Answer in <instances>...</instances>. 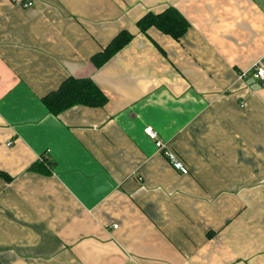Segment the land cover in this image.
<instances>
[{
	"label": "crops",
	"instance_id": "obj_1",
	"mask_svg": "<svg viewBox=\"0 0 264 264\" xmlns=\"http://www.w3.org/2000/svg\"><path fill=\"white\" fill-rule=\"evenodd\" d=\"M26 1L0 0V262L264 264V83L238 79L264 62V0ZM169 7L182 38L140 31ZM70 76L106 105L52 113Z\"/></svg>",
	"mask_w": 264,
	"mask_h": 264
},
{
	"label": "trees",
	"instance_id": "obj_2",
	"mask_svg": "<svg viewBox=\"0 0 264 264\" xmlns=\"http://www.w3.org/2000/svg\"><path fill=\"white\" fill-rule=\"evenodd\" d=\"M137 25L143 33L155 27L177 40L182 38L190 27L189 21L175 7H169L160 13L148 12L138 21ZM133 38L134 35L128 30L121 31L102 51L93 55L92 62L97 68L101 67ZM43 101L52 113L60 114L75 105L103 107L108 102V96L92 78L70 76L62 82L58 89L45 96ZM37 168L38 166H33V169Z\"/></svg>",
	"mask_w": 264,
	"mask_h": 264
},
{
	"label": "built area",
	"instance_id": "obj_3",
	"mask_svg": "<svg viewBox=\"0 0 264 264\" xmlns=\"http://www.w3.org/2000/svg\"><path fill=\"white\" fill-rule=\"evenodd\" d=\"M25 7L34 6L33 0H28L23 3ZM250 77L264 83V62L262 59L257 60L253 65L247 69H242L238 72V79L241 82H246ZM245 106V103H242ZM145 133L155 141L157 150L162 152L171 166L183 175L189 174V167L186 163L176 154V152L168 146L166 142L159 139L158 131L151 125L145 127ZM12 142L9 143L11 145ZM118 224H114V228H117Z\"/></svg>",
	"mask_w": 264,
	"mask_h": 264
}]
</instances>
